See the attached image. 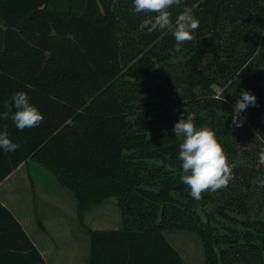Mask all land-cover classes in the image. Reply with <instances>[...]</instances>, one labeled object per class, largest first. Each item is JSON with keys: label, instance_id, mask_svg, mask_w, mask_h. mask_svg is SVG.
Masks as SVG:
<instances>
[{"label": "trees", "instance_id": "1", "mask_svg": "<svg viewBox=\"0 0 264 264\" xmlns=\"http://www.w3.org/2000/svg\"><path fill=\"white\" fill-rule=\"evenodd\" d=\"M132 9L133 0H0V131L19 145L0 150V185L34 161L74 194L81 224L117 198L124 230L92 232L90 264H184L166 231L198 236L206 264H264V0H181L173 26L189 11L199 28L180 51L173 28L144 35L155 14ZM242 90L257 99L236 127ZM17 91L43 114L38 127H15ZM181 112L216 133L230 167H246L199 200L180 180ZM0 264H47L1 202Z\"/></svg>", "mask_w": 264, "mask_h": 264}, {"label": "clouds", "instance_id": "2", "mask_svg": "<svg viewBox=\"0 0 264 264\" xmlns=\"http://www.w3.org/2000/svg\"><path fill=\"white\" fill-rule=\"evenodd\" d=\"M180 3L181 0H133L132 10L136 13L155 14L154 22L146 29L148 32L173 28L172 35L177 42L176 51H180L183 42L192 40L193 34L199 28V20L189 11L178 15L173 26L169 9ZM256 99L250 91H240L239 99L235 101L233 108V125L242 126L244 123L241 119L242 113L250 106H255ZM13 106L17 111L11 115V120L18 130L38 127L42 122L43 114L29 102L26 92L17 91L13 94L11 105L8 106L9 111ZM194 121V115L187 114L185 117L184 112H181L172 132L175 136L183 138L179 145V160L182 162L183 172L189 173L181 175L180 180L190 189L191 197L199 200L205 191L226 187L233 170L229 166L216 133L210 128L198 127ZM18 147L19 145L11 140L7 131H0V150L15 152ZM258 163L264 165V152L259 154ZM260 186L264 187V180L260 181Z\"/></svg>", "mask_w": 264, "mask_h": 264}, {"label": "crops", "instance_id": "3", "mask_svg": "<svg viewBox=\"0 0 264 264\" xmlns=\"http://www.w3.org/2000/svg\"><path fill=\"white\" fill-rule=\"evenodd\" d=\"M38 166L40 165L36 162L28 160L27 163L21 165L0 185V189L5 183H8L13 179L16 181L20 178L22 181L21 183H26V188L23 190L24 192L22 193V196L26 191L28 192V196L32 194L33 199L31 198L30 205H34L37 210L35 215H40L42 218L38 219L37 224L35 225L41 230L40 233L44 235L43 239L37 237L36 234L35 239L29 235L30 231L33 229L31 218L25 213H22V211L16 213L10 209L11 198L8 201L0 202L11 210L47 264H90L91 233L123 231V219L120 224L117 217L116 219L112 218V220L105 217L110 215L105 209L108 207L107 205H110L109 203L111 199L101 206L92 207L86 214L83 224L78 221L82 230L88 235V242H86L87 245L84 243L82 248H78L80 238H74L73 234L69 235L68 231H66L68 228L65 227L63 222L66 211L71 206V203L75 211V217L78 220L77 204L75 202L74 207L73 199L64 191L68 189L61 187L53 174H51L46 168ZM41 167L50 174L44 172ZM114 199L116 200L117 208L121 213L118 206V200L116 198ZM19 200H22L21 196H18L16 200L12 201V204H16ZM39 204H41L42 208L38 211ZM55 219L59 220V222H51V220ZM90 222H92L93 225H90ZM50 225L55 229L54 233L50 231ZM68 239H70V242H68ZM172 247L174 246L172 245Z\"/></svg>", "mask_w": 264, "mask_h": 264}, {"label": "rangeland", "instance_id": "4", "mask_svg": "<svg viewBox=\"0 0 264 264\" xmlns=\"http://www.w3.org/2000/svg\"><path fill=\"white\" fill-rule=\"evenodd\" d=\"M140 30L142 34L144 35L147 32L144 26H142ZM218 95H220V91H218ZM239 166L240 165H234L231 167H239ZM42 170H44V172H48L43 168ZM21 182L22 181L19 178L16 181H14L13 179L12 181L5 183L0 189V201H8L11 198L10 199V202H11L10 209L15 211L16 213H19L20 211H22V213H25L31 218L33 229L31 231L29 229L30 231L29 235L33 239H35V234H36L37 237H41L43 239L44 235L40 233L41 230L37 227V225H35L37 224V220L42 219V218L40 215H35L37 210L35 209L34 205H30L32 194L28 196V192L26 191L24 195L22 196V193L24 192L23 190L26 188V183L24 182L21 183ZM64 191L66 192V194L70 196V198L73 199V203L75 207L76 201H75L74 194H72L68 190H64ZM18 196H21L22 200H19L16 204H12V201L16 200ZM109 204L110 205H107L108 207L105 210L110 215H107L105 217L110 220H112V218L116 219L117 217L121 224L122 217H121L120 211L117 208L116 200L114 198L111 199ZM41 208H42L41 204H39L38 211ZM200 214L202 215L204 219L206 218V216L204 215L202 211H200ZM227 220L225 221L228 225L230 224V222L232 224V221L230 220L227 221ZM53 221L59 222V220L57 219L51 220V222ZM63 222L65 224V227L68 228L66 231H68L69 235L73 234L74 238L76 237L80 238L78 242V248L79 247L82 248V246H84V243L85 245H87L86 242H88V235L85 233L84 230H82L80 223L75 217V211H74V208L72 207V203H71V206L66 211V215L64 216ZM212 223L215 224L216 222H212ZM90 225H93L92 222H90ZM237 227L239 226H236V228ZM50 231H52V233L55 232V229L51 225H50ZM165 236L168 239V241L171 243V245H173L178 250V252L180 253L183 259L184 264H206V256H205V251H204L202 241L194 233L186 232V231H166ZM68 242H70V239H68Z\"/></svg>", "mask_w": 264, "mask_h": 264}, {"label": "water", "instance_id": "5", "mask_svg": "<svg viewBox=\"0 0 264 264\" xmlns=\"http://www.w3.org/2000/svg\"><path fill=\"white\" fill-rule=\"evenodd\" d=\"M233 170V174L230 180L239 176L242 172L246 171V167L239 166V167H230ZM229 180V181H230Z\"/></svg>", "mask_w": 264, "mask_h": 264}]
</instances>
